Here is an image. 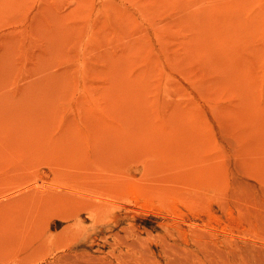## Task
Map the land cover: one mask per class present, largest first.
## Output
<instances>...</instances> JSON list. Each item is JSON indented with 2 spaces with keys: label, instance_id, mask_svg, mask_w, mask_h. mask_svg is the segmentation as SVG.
Here are the masks:
<instances>
[{
  "label": "rangeland",
  "instance_id": "rangeland-1",
  "mask_svg": "<svg viewBox=\"0 0 264 264\" xmlns=\"http://www.w3.org/2000/svg\"><path fill=\"white\" fill-rule=\"evenodd\" d=\"M0 264H264V0H0Z\"/></svg>",
  "mask_w": 264,
  "mask_h": 264
}]
</instances>
